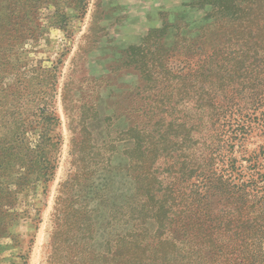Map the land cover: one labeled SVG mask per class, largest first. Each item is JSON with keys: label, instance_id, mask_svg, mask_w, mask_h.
I'll return each mask as SVG.
<instances>
[{"label": "rangeland", "instance_id": "obj_1", "mask_svg": "<svg viewBox=\"0 0 264 264\" xmlns=\"http://www.w3.org/2000/svg\"><path fill=\"white\" fill-rule=\"evenodd\" d=\"M221 1L0 0V264H62L60 248L68 264H122L112 254L145 227L142 127L175 148L152 165L161 184L187 170L190 140L200 160L214 150L237 157L232 169L215 154L217 172L234 183L256 177L251 165L264 171V117L237 110L211 124L182 102L155 117L143 111L142 57L161 54L174 67L179 39L215 45L228 18ZM241 1L229 0L234 9Z\"/></svg>", "mask_w": 264, "mask_h": 264}, {"label": "trees", "instance_id": "obj_2", "mask_svg": "<svg viewBox=\"0 0 264 264\" xmlns=\"http://www.w3.org/2000/svg\"><path fill=\"white\" fill-rule=\"evenodd\" d=\"M239 4L240 9H234L229 0L218 5L228 18L218 27L221 38L215 45L207 48L195 46L188 38L179 39L173 51L181 58L175 59L174 67H168L161 54L151 63L142 57L143 111L155 117L182 102L204 110L211 124L216 118L232 119L237 110L250 113L255 123L264 117V0ZM153 130L141 129L137 166L138 213L145 227L141 233L124 236L112 257H119L122 264H264V171L251 165L256 177L234 183L224 169L217 172L215 154L232 169L237 157L214 150L200 160L204 151L190 140L188 159H183L189 163L187 170L178 176L169 173L173 182L161 184L152 165L159 152L175 148L168 143L158 146ZM163 135L168 132L163 130ZM55 137L50 149L56 146ZM218 142L216 138L207 146H218ZM53 161L42 162L45 170ZM217 196L220 202L212 200ZM151 218L156 229L149 234ZM59 251L62 264H68L70 252Z\"/></svg>", "mask_w": 264, "mask_h": 264}]
</instances>
